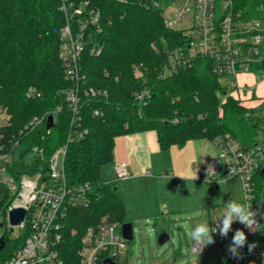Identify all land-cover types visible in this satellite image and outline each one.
<instances>
[{
	"label": "trees",
	"instance_id": "1",
	"mask_svg": "<svg viewBox=\"0 0 264 264\" xmlns=\"http://www.w3.org/2000/svg\"><path fill=\"white\" fill-rule=\"evenodd\" d=\"M70 1L89 2L99 9L102 29L97 34L89 31L81 62L87 78L84 88L106 95L85 101L81 124L87 132L68 143L76 127L65 101L71 84L64 76L60 52L65 24L61 2L0 0V107L9 116L2 130L16 137L22 154L37 147L46 160L67 145V184L91 185L84 204L71 210L64 255L75 253L87 227L104 219L127 222L115 184L100 180L101 167L113 161L116 138L155 131L163 151L191 140L215 142L227 134L249 145L261 125L256 111L232 97L236 91L228 90V80L212 72L210 61L198 59L192 67L166 72L169 53L184 42L179 31L165 27L161 9L117 0ZM235 11L245 19L264 20V0H236ZM94 47L100 55L93 54ZM143 91L149 92L145 105L135 99L136 92ZM59 106L63 111L55 113L54 126L47 129V117ZM95 109L102 114L95 115ZM34 120L41 123L32 125ZM11 200L0 187V222L6 219ZM13 232L2 235L0 264H8L26 241V234L14 237Z\"/></svg>",
	"mask_w": 264,
	"mask_h": 264
},
{
	"label": "built area",
	"instance_id": "2",
	"mask_svg": "<svg viewBox=\"0 0 264 264\" xmlns=\"http://www.w3.org/2000/svg\"><path fill=\"white\" fill-rule=\"evenodd\" d=\"M117 1L161 9L167 29L176 30L177 25L189 13L192 14V27L177 30L182 34L184 45L169 53L166 72L192 67L198 59H205L211 62L212 72L226 78L228 85L233 88L239 86L237 79L240 75H252L255 73L254 69L264 74V20L245 19L235 11L236 0ZM60 2V10L65 16V24L60 32V52L64 76L71 84L65 91V101L72 115L71 124L76 127L75 134L68 138L69 143L82 138L87 132L83 131L81 124L85 101L97 99L106 95V92L86 89L83 86L87 78L81 61L87 47L89 31L97 34L101 30L99 9L91 6L89 2ZM245 25L251 27V30L244 31ZM92 52L100 55L101 50L94 47ZM148 98V91L135 94L137 103L141 105H145ZM61 111L63 107L59 106L55 112L49 114L46 124L48 125L51 115L55 123V113ZM2 113L7 116L8 121L6 109L0 107V115ZM94 113L102 114L99 109H95ZM259 117L261 126L252 144H243L228 134L216 139L215 143L220 149V158L230 178L240 179L241 202L252 204V210L257 213L256 220L264 225V108ZM34 123L41 122L34 120L31 124ZM3 127L0 128V187L12 195L6 220L9 224L10 211L24 209L23 222L14 228L27 235L23 247L8 264H128L123 259L128 241L122 235V225L105 219L84 230L75 253L63 254L71 210L84 204L91 185L73 188L67 184L64 174L67 145L58 149L47 160L43 151L37 147L22 154L19 151V141L15 136L9 137L2 130ZM59 156H62L61 162ZM217 164V160H214L209 167L201 170L202 173L214 178L219 172ZM117 176L118 179L129 176L125 165L117 168ZM224 210V207L214 210L213 227H217L216 223ZM237 229L245 232L247 240L238 249V255L231 254L232 263L264 264V240L260 239L262 229L251 231L234 221L229 231L232 237ZM76 232L71 231L73 234ZM249 244L255 245L251 252ZM206 250L207 246L200 252H193L204 253Z\"/></svg>",
	"mask_w": 264,
	"mask_h": 264
},
{
	"label": "rangeland",
	"instance_id": "3",
	"mask_svg": "<svg viewBox=\"0 0 264 264\" xmlns=\"http://www.w3.org/2000/svg\"><path fill=\"white\" fill-rule=\"evenodd\" d=\"M192 25V14L189 13L186 19L177 25L176 30H186ZM244 29L249 31L251 27L245 25ZM253 72L255 73L247 79L238 78L239 86L236 88L226 84L229 91L235 89L236 92L232 93L234 99H238L245 108L256 111L259 115L264 108V74L258 69H254ZM6 124L7 116L2 113L0 128ZM147 133H140L141 140L131 145H128L127 141L136 134L116 138L113 160L117 159L128 168L125 161L129 159V146L133 151L140 148L143 152L142 154L140 152V155L143 156L144 161L146 159L149 161L147 171L142 167L143 171H146V176L158 177V174V179L143 178L138 182L132 181L133 179L118 181L114 161L103 165L100 169V180L103 183H113L116 188L126 190L129 198L131 196L130 213L126 221L133 224L134 238L128 242L123 259L128 264H230L232 253L228 249L233 239L231 233L226 237L213 233L214 243L207 245L204 253H194V245L189 240L187 232L200 221H205L213 227L214 210L224 207L229 199L241 202L240 179L230 178L220 158V149L214 141L191 140L183 147L174 145L166 151H161L156 142L145 143L143 139L148 135ZM135 159L137 160L130 158L132 162H136ZM214 160L218 162L219 172L211 178L203 174L201 169L209 167ZM61 161L62 156H59V162ZM140 203L148 205L152 210H156L155 206L159 205L161 211L156 215H141ZM0 223L5 224V227H0L1 237L10 230V226L6 219ZM163 233L169 235V241L160 245L159 237ZM18 235V229L14 228L12 236ZM260 239L264 240V228Z\"/></svg>",
	"mask_w": 264,
	"mask_h": 264
},
{
	"label": "clouds",
	"instance_id": "4",
	"mask_svg": "<svg viewBox=\"0 0 264 264\" xmlns=\"http://www.w3.org/2000/svg\"><path fill=\"white\" fill-rule=\"evenodd\" d=\"M224 209L219 222L216 223L217 227H212L209 223L200 221L195 224L191 231L187 232L189 240L193 242L194 252H200L205 246L213 244V233L218 232L219 235L226 237L232 229L234 221H238L251 231L264 228V225H261L256 220L257 213L252 210V204L229 199L228 202L224 204ZM246 240L247 237L245 232L241 229H237L234 233L232 243L229 246V252L233 255H238V249L245 245ZM254 247V244H249V251L251 252Z\"/></svg>",
	"mask_w": 264,
	"mask_h": 264
},
{
	"label": "crops",
	"instance_id": "5",
	"mask_svg": "<svg viewBox=\"0 0 264 264\" xmlns=\"http://www.w3.org/2000/svg\"><path fill=\"white\" fill-rule=\"evenodd\" d=\"M249 76L248 75H240L239 78L247 79ZM243 84H245L246 86H248L246 82H243ZM152 132H148V133L146 132L148 135H146V137H145L146 139L143 137L144 138L143 140L145 141V143L146 142L147 143L150 142V144L151 143L152 144H155V142H156L157 147H159L158 139H157V134H156L155 131H152ZM139 134L140 133L134 135V137H129L130 138L129 139L130 141L129 140L127 141L128 145L129 144L130 145L133 144V142H136L135 144H137V142H139L141 140L140 139L141 137L139 136ZM128 149H129L128 150V152H129V157L128 158L129 159H128L127 162L125 161V163H127V166L129 168L128 169L126 167L128 169L129 176L127 178H125L126 181L127 180L130 181V180L133 179L132 181H135V182L137 181L138 182V180L143 179V178L144 179L145 178L154 179V180L159 178V175L158 174H157L158 177H155V176H146L145 172L147 171V169L149 167L147 165V163H149V161L147 159L144 161L143 156L140 155V152H141L140 151V148H136V150H134L135 152L133 151V149L131 148V146H129ZM159 149H160V147H159ZM161 151H163V150H161ZM142 153L143 152H141V154ZM132 155H134V156H132ZM132 157L133 158H137V160L135 159L136 162H132V160H130V158H132ZM148 157H149V155H148ZM116 160H113V161H114V163H115V165H116L117 168H118V166L124 164V163H119V161L118 160L116 161ZM145 165H147V166H145ZM142 167L143 168L145 167V169H146L145 172L143 171ZM120 180H123V179H118V181H120ZM116 191L119 194V196L122 198V200L124 201L125 206H126V214L128 215L130 213V206H129L130 200L129 199L131 198V196L129 198V196L127 194L128 192L126 190H123V189L120 190L119 188H116ZM161 200H159V201L162 202ZM142 204L140 205V207H141V209H140L141 215H156L157 213H160V211H161V208H160L159 205L155 206L156 207V210H154V209L152 210L151 207H149L148 205L146 206V204H144V203H142ZM178 207L180 208V206H178ZM209 213H210V211H209Z\"/></svg>",
	"mask_w": 264,
	"mask_h": 264
},
{
	"label": "water",
	"instance_id": "6",
	"mask_svg": "<svg viewBox=\"0 0 264 264\" xmlns=\"http://www.w3.org/2000/svg\"><path fill=\"white\" fill-rule=\"evenodd\" d=\"M54 126V117L51 115L48 119V125H47V129H51ZM264 172V170H263ZM25 217V210L24 209H14L12 211H10L9 213V226H10V230L11 232L14 231V227L19 226ZM4 224L1 223L0 227H3ZM121 231H122V235L124 237V239H126L128 242L132 241L134 238V231H133V224L130 222H126L124 224H122L121 226ZM169 241V235L166 233H163L160 237H159V244L163 245L166 242ZM5 247V240L3 238V236L0 237V252L4 249ZM111 264H116L114 262H110Z\"/></svg>",
	"mask_w": 264,
	"mask_h": 264
}]
</instances>
